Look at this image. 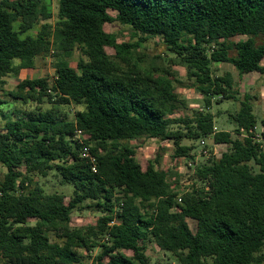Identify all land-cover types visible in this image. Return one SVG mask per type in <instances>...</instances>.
<instances>
[{
  "label": "trees",
  "instance_id": "obj_1",
  "mask_svg": "<svg viewBox=\"0 0 264 264\" xmlns=\"http://www.w3.org/2000/svg\"><path fill=\"white\" fill-rule=\"evenodd\" d=\"M51 17L40 0H0V104L6 77L33 69L37 57L56 60L51 79H23L8 93L27 107L0 129L2 264H84L79 250L96 246L98 264H149L148 243L176 264H264V151L240 137L257 118L247 96L232 116L234 136L215 133L210 113L213 98H234L232 75L214 76L212 64L264 75V41L257 42L264 40V0H58L54 26ZM113 22L129 27L137 42H118L105 31ZM154 37L185 65L202 96L200 111L178 115L185 102L174 73L140 64L138 48ZM75 49L81 57L73 68L67 59ZM45 101L51 106L43 108ZM71 105L77 110L69 117L61 109ZM75 129L89 136L95 173L71 143ZM209 136L223 151L196 166L200 186L181 204L177 176L158 168L159 154L143 167L130 145L170 141L172 158L196 165L193 143ZM50 172L72 187L68 201L38 185L28 189L34 175ZM85 202L100 215L72 227L73 211Z\"/></svg>",
  "mask_w": 264,
  "mask_h": 264
},
{
  "label": "rangeland",
  "instance_id": "obj_2",
  "mask_svg": "<svg viewBox=\"0 0 264 264\" xmlns=\"http://www.w3.org/2000/svg\"><path fill=\"white\" fill-rule=\"evenodd\" d=\"M42 4L47 5L50 8L52 17L46 22H49L52 26L57 21L58 12V0H40ZM109 14L114 17L115 12L109 11ZM39 30V26H35L28 33L35 35ZM105 31L112 33L116 36L118 42H137V37L132 33V30L127 27L120 25L117 22L108 23L105 25ZM26 35V34H24ZM23 35V36H24ZM242 37H236L232 41H237ZM262 38H257V42H262ZM106 52L109 56L114 55V50L107 48ZM143 60L140 64L143 67H156L158 69H167L174 73L177 79V91L180 98L185 102V107H181L177 114L180 116L192 115L196 111H200L202 106V96L196 91L195 88L190 86L191 82L187 79L186 67L179 62V59L169 52L163 45L160 38L154 37L148 39L146 42L141 44L140 48L137 50ZM230 55H235L234 51L230 52ZM80 53L78 49H75L72 56L67 59L69 66L75 68L76 63L80 58ZM55 58L53 54L50 53L44 57H37L34 60V68L22 70L17 76L11 75L6 77L4 80V85L2 87V97L3 103L0 104V129L3 127L6 119L10 117L11 113L21 108L26 107L21 106L20 101H15L8 96L10 91H13L15 86L20 80L28 78H40L47 77L51 79L54 75V63ZM264 64V61H262ZM212 70L214 76H221L225 72L233 73L235 84L233 86V96L234 98L226 101L223 100L216 103L219 97L212 99L211 113L214 114V125L220 130H229L234 136V122H232L228 114H235L240 106L241 101L244 100L245 95L249 97V103L253 109V113L257 118V125H260V120L264 119V75L255 74L256 77L248 80H239L236 72L228 64H212ZM34 106L32 103L28 105ZM43 108H48L51 106L46 101L42 105ZM68 113L69 117L74 115L77 110L74 106H68L61 109V111ZM220 114H219V113ZM216 115V116H215ZM210 138V137H209ZM191 142L184 140L182 144L188 145ZM195 149L193 150L194 162L196 165L193 168L187 166V162L183 157L179 158L178 164L175 165L174 158H172L174 149L170 141H158L155 139L143 138L137 141H131L130 145L136 148V159L144 167L147 161L153 160L157 154H159L158 168L162 170H171L177 176V186L178 193L181 196L191 190V187H199L200 184L196 181L194 174V169L197 165L205 162L211 155L213 151L212 138L207 140L204 147H201L199 141L193 143ZM203 150H207V155L202 154ZM213 154V152H212ZM5 173V169L0 166V176ZM174 182V180H171ZM38 185L43 188L46 193H62L66 197V201L69 200L72 195V187L69 185H62L60 183V178L54 172H50L47 177L43 178L38 175L32 177L31 184L28 183V189L33 188ZM116 208H114V211ZM100 213L93 208V204L89 202L83 203L79 208L73 211L71 215V226L72 227H82L87 225H92ZM33 223V221H31ZM191 228L194 227L193 222L189 221ZM105 237H100L97 242H106ZM101 248L99 246L94 247L91 251L79 250L81 256L83 257L84 264H98L96 258L99 255ZM264 252V251H262ZM131 255L130 252H127ZM146 255L149 259V264H176V258L169 253L160 251L153 243H148L146 246ZM0 264L2 262L0 261Z\"/></svg>",
  "mask_w": 264,
  "mask_h": 264
},
{
  "label": "built area",
  "instance_id": "obj_3",
  "mask_svg": "<svg viewBox=\"0 0 264 264\" xmlns=\"http://www.w3.org/2000/svg\"><path fill=\"white\" fill-rule=\"evenodd\" d=\"M241 132L242 134H240V137H244L246 135L249 136L250 139L253 140L255 143H257L260 149L264 151V126L255 125L251 127L247 132H243V131ZM70 140L74 146L76 147L78 146L79 158L81 160L88 162L90 164L91 171L95 173L96 172V165H95L96 160H95V157L91 154V143L88 141L89 136L85 134L82 130L75 129ZM199 144L201 145V147H204L205 141L201 139L199 141ZM213 148H215L212 151L213 155H215L216 157H219L221 151H223L224 146L213 144ZM207 152H208L207 150H203L201 153L204 155H207ZM178 160L179 158L174 159L175 165L178 164L179 162ZM186 162L189 168H193L195 166L194 163L191 161L186 160ZM181 193L183 192H180V194L177 195V197L175 198L176 204L182 203ZM114 224H115L114 221L110 222V225H114ZM106 240H107V237H106Z\"/></svg>",
  "mask_w": 264,
  "mask_h": 264
},
{
  "label": "crops",
  "instance_id": "obj_4",
  "mask_svg": "<svg viewBox=\"0 0 264 264\" xmlns=\"http://www.w3.org/2000/svg\"><path fill=\"white\" fill-rule=\"evenodd\" d=\"M223 64H228V65H230L231 67H232V69L236 72V74H237V76H238V79L239 80H248V79H252V78H254V77H256L255 76V74H259V73H255V72H253V73H249V74H239L237 71H236V69L230 64V63H226V62H222ZM217 64H220V63H217ZM261 65L262 66H264V64H262V62H261ZM23 70H26V69H23ZM22 71V70H21ZM226 73V72H225ZM228 73H230V72H228ZM231 75H232V77H233V80H234V75H233V73H230ZM259 75H261V74H259ZM242 80V81H243ZM234 84H235V80H234ZM234 84H233V86H234ZM245 96H247V95H245ZM248 97V96H247ZM249 98V97H248ZM231 100V99H230ZM226 101H229V100H226ZM253 110V109H252ZM238 112V111H237ZM210 113H211V108H210ZM219 113V112H218ZM212 114V113H211ZM220 114V113H219ZM213 115V119H214V114H212ZM229 116H230V118H231V120H232V122H234L233 121V119H232V116L234 115V114H228ZM255 115V114H254ZM216 116V115H215ZM262 120V119H261ZM260 120V121H261ZM215 123V121L213 120V124ZM235 124V123H234ZM235 129V125H234V128H233V130ZM220 131H224V132H229V130H220V129H218L215 125H214V132L216 133V132H220ZM229 133H231V132H229ZM232 134V133H231ZM210 137V138H209ZM209 137H206V138H203V140L205 141V143H206V141L207 140H210L212 137L211 136H209ZM140 140V139H139ZM132 141H137V140H132ZM131 142V141H130ZM212 144H215L214 142H213V139H212ZM134 147V146H133Z\"/></svg>",
  "mask_w": 264,
  "mask_h": 264
}]
</instances>
